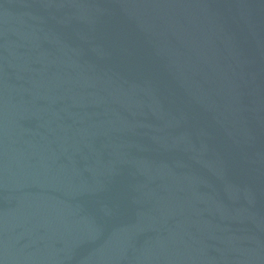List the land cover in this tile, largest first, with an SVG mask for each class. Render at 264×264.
I'll use <instances>...</instances> for the list:
<instances>
[{
    "label": "water",
    "instance_id": "water-1",
    "mask_svg": "<svg viewBox=\"0 0 264 264\" xmlns=\"http://www.w3.org/2000/svg\"><path fill=\"white\" fill-rule=\"evenodd\" d=\"M0 264H264V0H0Z\"/></svg>",
    "mask_w": 264,
    "mask_h": 264
}]
</instances>
